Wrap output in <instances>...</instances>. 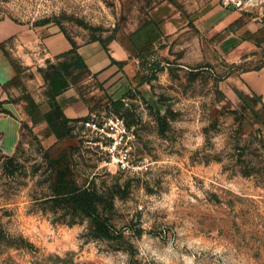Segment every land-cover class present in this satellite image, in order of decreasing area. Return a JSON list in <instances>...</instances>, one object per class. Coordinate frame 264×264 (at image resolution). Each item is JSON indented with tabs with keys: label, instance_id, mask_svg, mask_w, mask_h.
<instances>
[{
	"label": "rangeland",
	"instance_id": "obj_1",
	"mask_svg": "<svg viewBox=\"0 0 264 264\" xmlns=\"http://www.w3.org/2000/svg\"><path fill=\"white\" fill-rule=\"evenodd\" d=\"M216 4L241 9L264 38V0H0V18L60 29L75 44L129 36L157 7L188 17L162 44L136 51L127 92L92 97L96 120L128 126L129 168L82 121L48 149L27 124L17 141L16 122L2 118L3 147L17 145L0 150V264H264V96L240 80L264 54L233 62L219 53L190 17ZM40 72L0 98L42 100ZM8 113L0 101V116ZM68 183L80 208L59 194Z\"/></svg>",
	"mask_w": 264,
	"mask_h": 264
},
{
	"label": "crops",
	"instance_id": "obj_2",
	"mask_svg": "<svg viewBox=\"0 0 264 264\" xmlns=\"http://www.w3.org/2000/svg\"><path fill=\"white\" fill-rule=\"evenodd\" d=\"M161 9L155 8L149 21L129 36L108 45L98 41L75 44L60 29L41 26L35 31L12 18H0V97L7 96L10 88L15 89L27 71L42 67L44 72L39 71V84L33 90L45 94L39 101L28 97L25 105L11 103L7 97L0 98L3 109L11 112L0 116V121L12 118L16 122L17 141L22 126L27 124L48 149L72 138L71 135L60 137L52 125L65 120H69V124L78 123L81 121L75 120L92 115L95 91L118 99L134 85L138 67L136 51L155 43L162 44L167 36L187 24L188 17L182 18L180 12ZM190 17L196 27L213 40L224 58L233 62L252 61L264 54V38L259 26L245 20L241 9L216 4ZM25 46L31 47L29 55L21 49ZM73 56L81 60L80 72L86 74L83 79L74 78L78 71L76 66L71 67ZM27 59L30 62H25ZM53 66H58L54 75L51 73ZM240 80L249 92L264 96V63L245 70ZM0 134V150L11 153L17 141L8 152L3 147L1 127Z\"/></svg>",
	"mask_w": 264,
	"mask_h": 264
},
{
	"label": "built area",
	"instance_id": "obj_3",
	"mask_svg": "<svg viewBox=\"0 0 264 264\" xmlns=\"http://www.w3.org/2000/svg\"><path fill=\"white\" fill-rule=\"evenodd\" d=\"M90 116L83 121L85 125L108 141L107 148L122 169L129 168L131 166V155L129 149L124 145L122 146L126 138L129 137V129L124 119L110 117L99 122L93 114Z\"/></svg>",
	"mask_w": 264,
	"mask_h": 264
},
{
	"label": "trees",
	"instance_id": "obj_4",
	"mask_svg": "<svg viewBox=\"0 0 264 264\" xmlns=\"http://www.w3.org/2000/svg\"><path fill=\"white\" fill-rule=\"evenodd\" d=\"M80 62H81V60H80ZM65 64H60L59 66H62V67H65V69H68V67ZM57 67L58 66H56V67L53 66L52 67V71H51L52 75L55 74ZM39 71L44 72V69L43 68H39ZM88 118H89V116H86L84 118H80V119H77L75 121H82L83 122V121L87 120ZM68 124H69V120H65V121H63L61 123L53 124L52 128L57 133V135H59L60 137L61 136H65V135H70V131H71L70 129H66L65 131H62V127H67ZM62 189H63V192H61L59 194H63V193L66 194L63 197V199L68 204H71V205L75 206L76 208H80L81 207V203H80L81 194H80L79 189L76 186H74L72 183H68V184L62 185ZM86 206H87V208H85V209L89 210L91 208V203L90 202H86Z\"/></svg>",
	"mask_w": 264,
	"mask_h": 264
}]
</instances>
